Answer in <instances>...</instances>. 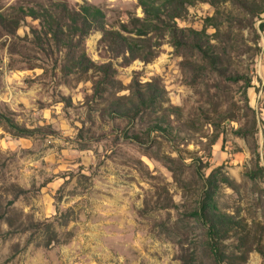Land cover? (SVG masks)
Masks as SVG:
<instances>
[{
  "label": "rangeland",
  "instance_id": "rangeland-1",
  "mask_svg": "<svg viewBox=\"0 0 264 264\" xmlns=\"http://www.w3.org/2000/svg\"><path fill=\"white\" fill-rule=\"evenodd\" d=\"M51 1L0 0L21 17L0 22V264H264V0H191L168 19L177 39L150 33L139 57L99 29L38 44L20 7ZM58 1L113 30L144 16ZM209 181L216 236L198 214Z\"/></svg>",
  "mask_w": 264,
  "mask_h": 264
},
{
  "label": "trees",
  "instance_id": "trees-1",
  "mask_svg": "<svg viewBox=\"0 0 264 264\" xmlns=\"http://www.w3.org/2000/svg\"><path fill=\"white\" fill-rule=\"evenodd\" d=\"M141 6L144 16L132 17L129 24L122 25L121 30H113L106 28V14L99 6L85 2L79 7H69L64 1H51L50 6H41L40 9L35 7L23 8L20 11L26 16L39 20V26L33 27V33L37 35V43L44 46L53 42L57 47L65 45V36L74 39L75 37H83L94 29L103 31V38L108 42L114 43L116 52L127 51L135 57L141 56V51L147 43V36L150 33L160 35L164 30L172 29L175 37L178 32L177 25H172L168 19L175 20L180 18L186 4H191V0H137ZM20 19L13 17L9 19L6 15L0 13V22L5 26L9 21L13 27H19ZM175 28V29H174ZM66 29V30H65ZM192 37L202 41V35H206L205 31H196L192 29ZM45 37L47 39H45ZM208 37V36H207ZM177 39V37H176ZM73 42V41H71ZM183 43V41H180ZM197 48L205 54L208 49H204L202 43H197ZM70 48H68L69 50ZM154 56V54L152 55ZM93 65L83 51L76 58V66L81 69H88ZM105 66V65H103ZM101 68V67H100ZM156 98L147 99L144 95L140 97V105L150 104L156 106ZM126 112V111H125ZM138 114V113H136ZM155 130H166L162 125H156ZM210 190L206 192L202 201L201 211L199 215H204L207 223H209L210 234L214 232L215 236L220 231L216 219L209 216L210 211L219 209L217 201L213 197L212 190L218 187L217 181H209ZM213 188V189H212ZM211 192V194H210ZM197 214V213H196ZM221 216V213L216 215ZM218 223L222 220L217 219ZM225 221L230 223V217H225ZM235 225V224H234ZM217 239V238H216Z\"/></svg>",
  "mask_w": 264,
  "mask_h": 264
}]
</instances>
